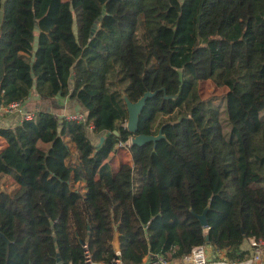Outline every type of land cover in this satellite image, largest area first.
Instances as JSON below:
<instances>
[{"label":"trees","instance_id":"trees-1","mask_svg":"<svg viewBox=\"0 0 264 264\" xmlns=\"http://www.w3.org/2000/svg\"><path fill=\"white\" fill-rule=\"evenodd\" d=\"M63 7L0 0V105L34 109L33 94L68 97L94 124L90 131L39 109L0 126V176L17 185L0 190V231L22 254L5 264H80L85 242L107 260L116 237L126 264L148 252L180 258L207 243L245 257L243 241L264 238V0H70L74 38L61 33ZM205 80L228 88L229 125L202 98ZM148 90L158 92L138 133L163 126L166 137L130 146L133 164L114 169L110 155L132 136L124 94L135 102ZM74 146L88 194L58 175ZM41 170L50 173L44 186ZM207 206L205 228L196 215Z\"/></svg>","mask_w":264,"mask_h":264},{"label":"built area","instance_id":"built-area-1","mask_svg":"<svg viewBox=\"0 0 264 264\" xmlns=\"http://www.w3.org/2000/svg\"><path fill=\"white\" fill-rule=\"evenodd\" d=\"M71 113L62 115L55 114L56 117H63L67 120L77 121L88 127L90 131L94 130V124L88 122L87 115L79 109ZM7 113H20L23 120L33 119L34 113L25 109L22 102H12L4 106ZM119 147L131 146L130 139L126 142L120 141ZM240 249L246 252L243 258H231L225 249L213 247L212 251H208L206 244L195 246L191 252L184 254L180 258L168 259L164 254L146 253L140 264H264V238L249 237L241 244ZM83 260L80 264H126L122 258V252L118 246H114V255L107 260H97L88 247V243H83Z\"/></svg>","mask_w":264,"mask_h":264},{"label":"rangeland","instance_id":"rangeland-1","mask_svg":"<svg viewBox=\"0 0 264 264\" xmlns=\"http://www.w3.org/2000/svg\"><path fill=\"white\" fill-rule=\"evenodd\" d=\"M64 7L62 10V25H61V33L64 36L67 37H75V31H76V25L74 20V15L71 13L70 9V0H63ZM168 39H164L162 42L168 43ZM201 95L202 98L206 101L212 102L214 105L220 107V110L222 112L221 119L222 123L226 122V126L229 123L228 119V113L226 108V100H225V94L228 91V88L226 86H218L214 83L212 80H205L201 82L200 85ZM229 125V124H228ZM92 139L94 143H98L100 138L99 136L92 135ZM152 150L149 149L147 151V162L152 165ZM77 155V154H76ZM78 162V157L73 155L69 160H67V164L65 168H63L60 173L58 174L62 179L68 181L69 185L77 191H80L83 193L84 191H87L90 189L89 193H91V185L87 181L80 180L77 176H73L72 170H75V165ZM108 162L110 165L117 169L122 163H131L133 164V158L132 154L127 147H119L117 148L116 152L111 154ZM154 167V166H153ZM155 172L158 177V184H163V178L160 173V171L157 168H154ZM6 176H0V190H6L9 192H13L16 188L15 185L12 183V179L10 177L5 178ZM50 178V174L48 173H41L38 172L36 176V182L39 186H44L47 184L48 179ZM1 184L4 186V188H1ZM88 194V192H86ZM117 237L113 241V245L116 247L118 244ZM207 250L212 251L213 245L210 243L206 244ZM18 252V253H17ZM19 252L21 253V249L19 247H12V251H9V256L11 259L10 261H18L19 260ZM1 264V263H0Z\"/></svg>","mask_w":264,"mask_h":264},{"label":"crops","instance_id":"crops-1","mask_svg":"<svg viewBox=\"0 0 264 264\" xmlns=\"http://www.w3.org/2000/svg\"><path fill=\"white\" fill-rule=\"evenodd\" d=\"M32 98L38 101L34 105L35 106L34 109H30V108L28 109L26 106V103H23V106L25 107L26 110L33 112V113L35 110L48 109V110L53 111L54 114L62 115L64 113L74 112L75 110H77V107H80L79 109L84 111V109L80 103H78L75 100L71 101L68 97H65V98L59 99V100H43V99H40L39 95L33 94ZM3 108H4V106L0 105V126H11V125H14L16 123L22 122V116L20 113H16V112L7 113L4 111ZM6 146H7L6 139L0 135V150L4 149ZM73 150H74L73 154L78 157V152H77L75 146L73 147ZM41 173L50 174L46 170H41ZM72 174L74 177L76 176L75 170H72ZM5 176H6L5 177L6 179H8L7 177H10L12 179L11 176H8V175H5ZM80 180H83V179L80 178ZM12 183L15 185L14 188H17V185L13 179H12ZM1 188H4V186L2 184H1ZM89 190L90 189H88L87 191H84L83 194H86V192L89 193L90 192ZM0 237H1L0 238V263L5 264L9 260H13L9 256V251H12V247H10L11 242L7 243V241L5 240L4 237H6V236L2 231H0ZM3 241H5V242H3ZM117 246H118V244H117ZM16 247H19L21 249L20 246H15V248ZM213 247H212V249H213ZM19 255L21 256L22 254L19 252ZM20 256H19V258H20Z\"/></svg>","mask_w":264,"mask_h":264},{"label":"water","instance_id":"water-1","mask_svg":"<svg viewBox=\"0 0 264 264\" xmlns=\"http://www.w3.org/2000/svg\"><path fill=\"white\" fill-rule=\"evenodd\" d=\"M98 25H99V21L97 20L93 24L92 34L97 29ZM36 29L39 30V27L36 26ZM34 46H35V49L38 48L37 38H36V42H35ZM157 92L158 91L148 90L144 93V95L142 97H140L135 102L132 101L127 96V94H124V99H125V102L127 105L128 113H129L128 120L126 123V127L132 133V136L130 137L131 146L132 145L143 146V145L150 143V142L156 143L158 140L166 137L165 134L163 133V126L159 129V132L157 134L138 133L140 116H141L143 109L146 105L147 99L156 95ZM170 97L177 98L178 94L166 96V98H170ZM104 139H105V136H102L99 145H101L103 143ZM209 208H210V206H207L201 215H198V214L196 215L205 228L209 227V222L207 219V212H208ZM4 238L7 241V243L10 242L7 237H4ZM207 240H208V238H207ZM58 260H60V258H58Z\"/></svg>","mask_w":264,"mask_h":264}]
</instances>
